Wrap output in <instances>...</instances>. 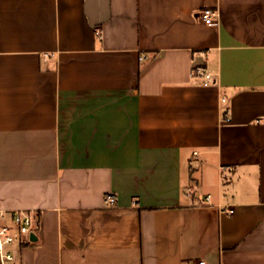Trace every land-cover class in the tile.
Here are the masks:
<instances>
[{
    "label": "crops",
    "instance_id": "crops-1",
    "mask_svg": "<svg viewBox=\"0 0 264 264\" xmlns=\"http://www.w3.org/2000/svg\"><path fill=\"white\" fill-rule=\"evenodd\" d=\"M262 116L264 0H0L19 264H264Z\"/></svg>",
    "mask_w": 264,
    "mask_h": 264
},
{
    "label": "built area",
    "instance_id": "built-area-1",
    "mask_svg": "<svg viewBox=\"0 0 264 264\" xmlns=\"http://www.w3.org/2000/svg\"><path fill=\"white\" fill-rule=\"evenodd\" d=\"M198 19L205 25L212 26L217 24L219 20L218 11L215 8H202L198 14ZM143 56L140 57L142 59ZM193 75L202 79L203 86H209L214 81L212 75L207 73L203 67H196L193 70ZM225 98H221L224 102ZM230 119L226 117V121ZM264 120V116L261 117ZM196 154V152H194ZM206 202H209V196L205 197ZM116 202V197L108 193L104 197L106 206H113ZM229 213L232 210L229 209ZM35 219L31 211L26 210H0V264H19L17 251L25 243L30 242V235L33 232ZM196 264H206L205 261L199 260Z\"/></svg>",
    "mask_w": 264,
    "mask_h": 264
},
{
    "label": "water",
    "instance_id": "water-1",
    "mask_svg": "<svg viewBox=\"0 0 264 264\" xmlns=\"http://www.w3.org/2000/svg\"><path fill=\"white\" fill-rule=\"evenodd\" d=\"M30 240H35V237H34V235L31 233V235H30Z\"/></svg>",
    "mask_w": 264,
    "mask_h": 264
}]
</instances>
